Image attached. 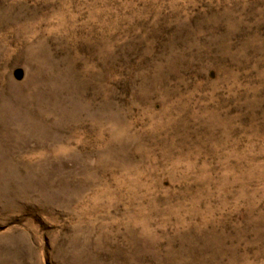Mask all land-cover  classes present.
<instances>
[{"label":"rangeland","instance_id":"374dc122","mask_svg":"<svg viewBox=\"0 0 264 264\" xmlns=\"http://www.w3.org/2000/svg\"><path fill=\"white\" fill-rule=\"evenodd\" d=\"M0 264H264V0H0Z\"/></svg>","mask_w":264,"mask_h":264}]
</instances>
